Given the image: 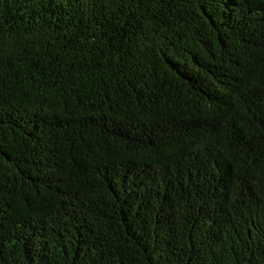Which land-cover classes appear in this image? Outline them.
I'll list each match as a JSON object with an SVG mask.
<instances>
[{
    "label": "trees",
    "instance_id": "1",
    "mask_svg": "<svg viewBox=\"0 0 264 264\" xmlns=\"http://www.w3.org/2000/svg\"><path fill=\"white\" fill-rule=\"evenodd\" d=\"M0 264H264V0H0Z\"/></svg>",
    "mask_w": 264,
    "mask_h": 264
}]
</instances>
